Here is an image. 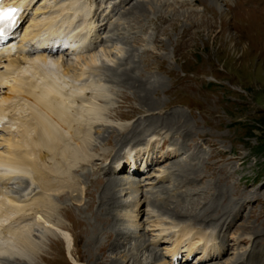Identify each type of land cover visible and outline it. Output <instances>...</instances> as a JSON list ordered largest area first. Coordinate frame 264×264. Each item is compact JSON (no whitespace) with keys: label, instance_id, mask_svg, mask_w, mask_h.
<instances>
[{"label":"rangeland","instance_id":"obj_1","mask_svg":"<svg viewBox=\"0 0 264 264\" xmlns=\"http://www.w3.org/2000/svg\"><path fill=\"white\" fill-rule=\"evenodd\" d=\"M70 1L22 0L27 6L18 34L24 36V26L40 23V28L47 18L58 19L63 9L71 21L70 30L74 29L71 33H76V43L79 34L88 32L89 51L76 45L52 57H59L55 60L60 63L77 64L76 56L99 49L106 54L100 59L103 69L96 80L100 88L92 101L103 107L102 119L89 122V156L72 169L73 186L54 191L37 188L44 200L52 197L54 204L52 210L47 201L37 208L40 222L30 217L36 209L28 210L26 220H31L25 228L33 229L30 234L38 246L26 250L25 264H109L112 258L131 264L133 252L140 264H158L153 253L161 255L164 264L244 263L254 238L264 244V0H251V8L243 5L244 0H77L79 5L86 4L84 17L83 11L72 17L75 5L67 6ZM136 4L139 11H134ZM62 24L67 25L59 20L58 25ZM83 24L86 28L81 29ZM23 41L25 44L17 40L18 48L35 49V43ZM18 51L13 57L20 55ZM130 57L135 60L138 80L133 87L122 74ZM4 60L0 71L5 68ZM70 67L72 80L79 86L88 84L86 75L77 79L79 69ZM3 85L0 96L7 89ZM90 94L87 90L81 97ZM17 114L15 117L23 113ZM13 123L8 127L15 131ZM3 130L0 152L8 136ZM176 133L185 136L188 146L183 141L178 145L168 141L158 150L163 140L175 138ZM145 134L146 144L141 142ZM177 146L185 154L177 152ZM123 148L134 155L141 150L135 155L136 170L131 175L126 163L120 172L108 168L114 166ZM169 148H177L175 157L161 159L162 151ZM147 155L150 161L143 168ZM156 174L167 176L166 182L159 181ZM123 176L134 183L131 188L123 185L126 191L117 187L120 203L113 212L106 211L109 185L114 177ZM18 185L8 188L17 203L31 197L17 192ZM160 203L162 210L166 204L170 207L169 214L156 208ZM173 207L185 215L175 217L172 211L180 213ZM106 212L116 217L117 228L127 232L126 239L120 240V250H109L113 234L107 227L112 220ZM174 223L206 233L209 240H202L189 252V237H185L172 256L178 228L169 227ZM208 223L220 225L208 227ZM59 229L70 236L69 248ZM139 243L148 249H133ZM7 260L0 258V264H18Z\"/></svg>","mask_w":264,"mask_h":264},{"label":"bare ground","instance_id":"obj_2","mask_svg":"<svg viewBox=\"0 0 264 264\" xmlns=\"http://www.w3.org/2000/svg\"><path fill=\"white\" fill-rule=\"evenodd\" d=\"M257 1L259 0H256V2ZM10 2L16 5L18 8L15 11L16 14H13V10L11 8L6 9L11 10V13L7 17H4L0 20V30L4 32L9 30H11L10 32H15L17 30L16 26H20V23H22L25 18V10L23 8L27 5H24L25 3H23L22 0H10ZM215 2L218 3V0H216ZM250 2L251 0L249 2L248 0H244L243 5L245 7H250ZM72 3L75 5V10L73 9L74 12L72 14V17L76 16L75 12L80 11H83L82 16L84 17V14L88 10L86 4L79 5V2L77 0H72L67 4V6H70ZM140 9L141 7L139 6V4H136L134 11H139ZM2 13L3 12L0 11V14ZM64 15H66V11L63 9L58 19L56 17L55 19L47 18L45 22L41 23L40 28H38L40 23H34L35 25L30 24V27H23L22 34L25 37H21L20 39L23 43L24 39H28L27 41L29 42L35 40V49L32 48L33 50H26L25 48H21L19 52L20 55L18 54L19 56L16 57H13L14 47L11 46V48H6L2 52H0V62H2V58H5V69L0 71V84L7 85V89H5L6 91L4 92L5 94L3 96H0V125L2 129H5V131L7 132L6 134H8V136H6L4 140L6 142V146L3 148V151L0 152V258H5L8 260L11 259L13 262H18V264L20 263L19 261H23L22 264H25L24 261L28 254L26 253L27 249L31 252L34 251L38 246V242L36 241V239H33L30 234L31 230L33 231V229L30 230V227H28V229L25 228L29 224L28 222H30L31 220L30 218L29 221L26 220V216L30 213H28V210L36 209L35 215H32L30 217H34L35 222H40V219L42 220L40 216L41 210L37 208H40L41 204H44L45 201L49 203H47L48 206H52L49 207L50 210H52L53 208V198H50L48 196V193L47 196L49 198H45L44 200V194L39 191V187L54 191L58 190L59 187L64 186L65 188V186L68 185L73 186V173L71 172L72 169L75 168V165H78L77 167H80L81 165H79V163L81 162V160H87L89 156V153L87 154V149L90 145V139L88 136L90 134L89 131L92 125L89 122L102 119L101 110L103 109V107L96 106L97 104L94 105L92 101L94 98V92L96 93L98 87L100 86L98 82H96L97 77H99V74L103 69L102 65H99V63L101 64L100 59L102 57L106 58V54L104 55L102 50L99 49L97 52L76 56L77 64L75 62L73 64L72 62L66 63V60H61L60 63L59 60H55L59 57H56L54 59L52 57V53L41 49L42 47H46V44L48 48L50 46L48 45L49 43H53L54 41L58 42L59 39H64L63 45L69 46L71 47V49L76 46L75 41H72V43L70 44L71 39L64 36L69 33L71 22L69 19H67V16ZM59 20H61L63 23L66 22L67 25H58ZM28 27L30 28L29 30ZM83 27L86 28V25L83 24L81 26V29ZM26 35H28V38H26ZM83 35H78L79 39L77 46L84 51L86 49L87 51H89L92 47L88 45V32ZM71 36L75 37L76 33H72ZM51 48H55V45H52ZM78 59H81L82 61L78 62ZM28 61L30 63V65L28 63L29 66H27ZM134 63V58L130 57L129 66L126 67L122 72L128 83L132 85L131 87L136 86L138 81L136 80L135 76L136 65ZM70 65H74L76 70L79 69V73L78 71H75L76 74L78 73L77 79H81L83 75L87 76L88 84L87 82H83L79 86L76 80H72V73L69 72V69L71 68ZM30 67L31 69H29ZM87 90L91 91L90 96L87 97L86 100H79V98H81L79 96H81ZM100 90L98 92H101ZM103 97L105 98V95L102 96V98ZM20 111H23V114ZM16 112L22 115L19 114L20 116L15 117ZM13 122H15L16 125V127H14L15 131L10 130V128L8 127ZM175 135V138H173L174 135H172L171 139L167 138L163 140V142L157 146L158 150H160L165 144H167L168 141L169 143H174L175 145H178L180 141L185 142V136L183 134L176 133ZM142 137L143 138L141 139V142L144 141L146 144L147 134L143 135ZM177 148L178 150H181V148H179L178 146ZM176 149L169 148L166 149V151H162L163 153L160 154L161 159L172 160V157H175L176 155ZM124 150L126 151V153ZM124 150L119 153V157L117 156L114 166L111 164V166H109L108 168L112 171V173L120 172L124 168L123 164L126 163L128 172H130L129 175H131V173L136 170L135 155L138 152L140 153L141 150L138 149L139 151L137 150L138 152L136 151L135 155L131 153V149ZM180 150L177 152L185 154V152H182ZM148 156L149 155H147L145 161H143L142 163L143 168H145V166L147 165L146 160L150 161L148 159ZM175 160H177V163L182 164L178 161V159ZM162 174L164 173L162 172ZM166 174H169V172H167ZM156 175L159 181L163 180L164 182L165 180H167V176L165 175ZM12 183L14 185L19 184L17 192L31 196L29 198L27 197V200L23 199L20 201H25L24 204H21L20 202L17 203L14 199L15 197H12V194L14 193L10 194L11 192L8 188L9 186L13 185ZM132 183H134V181L129 180L127 176H123L121 178H113L112 184L109 185L110 192L108 193L106 200V203L108 204V206L106 207V211L108 208H110V212H113L114 209L117 208L116 206L120 203V199L115 192L117 187L122 186L121 189H119L120 191L125 188L123 187V185H129L128 188H131L130 186L132 185ZM169 184L167 185V187L169 186ZM167 189L163 190L164 193L167 192ZM123 191L126 190L124 189ZM144 201L146 200L144 199ZM127 202L128 201L126 200L124 201L126 206L129 205L127 204ZM166 205L164 207V210H162L163 207L161 203L160 206L156 208L158 210H162L163 212L165 211L164 213L166 214H169L168 210L170 207L168 208ZM175 209L180 213L178 214L172 211V215H174L175 217H181L185 215V212L181 211V209ZM106 215L108 217H111L112 220V223L109 225V227H107L113 234L109 250H117L123 247V243L120 242V240L126 239L127 232L125 231V229L120 230L119 228H117L115 223V216H111L108 213ZM202 218L203 217L201 216L200 220ZM97 219H99V217ZM45 222L46 220L44 221V223ZM13 224H16V226L14 227ZM227 224L229 225V222ZM211 225H209L208 223L207 226L209 227ZM219 225L220 224H216L214 226L212 225L211 227H219ZM48 227H53V225H48ZM112 227L115 228L112 229ZM161 228L163 230L168 229V227ZM172 228H178L176 231L177 234L175 235L176 239L173 242L174 247L170 253L172 256H175L177 254L179 250L178 248L180 247V245H182L184 240L187 239L185 237H189V252L196 248L199 242H202V240H207L209 238L208 234L198 231H190L189 228L185 225L177 226L176 223H174L172 224V227H169V229ZM58 232L59 236H61L67 243V248H69L71 242L70 236H68V234H66L63 230L59 229ZM160 234L162 235V233ZM142 244H135L133 249L139 247V249L145 248L147 250L148 246L143 247ZM255 244H257V246ZM24 246H29L30 248H25ZM203 248L206 249V246H203ZM153 254L154 258L157 256L156 258L160 260L158 261V264L166 263L160 257L161 255L158 256L155 255V253ZM132 255H134V258L132 259L131 264H140L138 262L139 260L135 258L137 254L133 252L131 256ZM28 260L29 259L27 257V261ZM74 264H79V262L76 261ZM109 264H120V262L117 258H112L110 259ZM240 264H264V244L259 243L258 239L254 238L245 263Z\"/></svg>","mask_w":264,"mask_h":264},{"label":"snow or ice","instance_id":"obj_3","mask_svg":"<svg viewBox=\"0 0 264 264\" xmlns=\"http://www.w3.org/2000/svg\"><path fill=\"white\" fill-rule=\"evenodd\" d=\"M6 11H11V10H6Z\"/></svg>","mask_w":264,"mask_h":264}]
</instances>
